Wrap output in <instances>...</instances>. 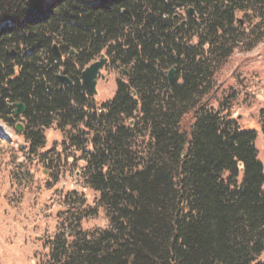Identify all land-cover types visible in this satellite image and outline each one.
I'll use <instances>...</instances> for the list:
<instances>
[{"label": "trees", "instance_id": "obj_1", "mask_svg": "<svg viewBox=\"0 0 264 264\" xmlns=\"http://www.w3.org/2000/svg\"><path fill=\"white\" fill-rule=\"evenodd\" d=\"M261 29L264 0H0V121L40 158L64 132L109 220L83 231L84 195L66 196L46 264H264L257 133L208 98ZM102 55L123 77L98 104L82 72Z\"/></svg>", "mask_w": 264, "mask_h": 264}, {"label": "rangeland", "instance_id": "obj_2", "mask_svg": "<svg viewBox=\"0 0 264 264\" xmlns=\"http://www.w3.org/2000/svg\"><path fill=\"white\" fill-rule=\"evenodd\" d=\"M261 32V42L251 50L237 49L218 71L215 89L208 98L215 107L229 99L233 117L257 133L256 148L264 165L260 116L264 108V30ZM122 77L115 70H104L96 103L111 101ZM0 127V264H46L49 243L68 211L65 197L73 192L84 195L75 208L84 202L83 211L91 215L83 221V231L109 227L105 210L97 207L99 195L85 184L86 164L81 153L63 151L67 143L64 132L56 126L45 131L46 147L39 153L47 156L40 158L30 156L18 133L1 121Z\"/></svg>", "mask_w": 264, "mask_h": 264}, {"label": "water", "instance_id": "obj_3", "mask_svg": "<svg viewBox=\"0 0 264 264\" xmlns=\"http://www.w3.org/2000/svg\"><path fill=\"white\" fill-rule=\"evenodd\" d=\"M190 14L194 15V12L191 10ZM56 51L58 52V48H56ZM72 54H75V53L72 52ZM107 65H108V59L105 56H102L98 62L92 64L91 66H89L82 72L83 82L88 87L92 95L94 96L98 95L97 87H98L99 77L101 76L102 71L107 67ZM124 74L127 77L129 76L127 72H124ZM58 79L63 84H71V81L65 76L61 75L58 77ZM168 79L171 85L175 84L176 82V70L175 69H172L168 73ZM25 112H26V108L23 105H20V104L16 105V110L14 112L15 116H23ZM17 130L23 131V127L19 125L17 127Z\"/></svg>", "mask_w": 264, "mask_h": 264}, {"label": "bare ground", "instance_id": "obj_4", "mask_svg": "<svg viewBox=\"0 0 264 264\" xmlns=\"http://www.w3.org/2000/svg\"><path fill=\"white\" fill-rule=\"evenodd\" d=\"M1 128V127H0ZM1 130H2V128H1ZM3 132H4V134L6 135V136H9V132L8 131H5L4 129H3Z\"/></svg>", "mask_w": 264, "mask_h": 264}]
</instances>
